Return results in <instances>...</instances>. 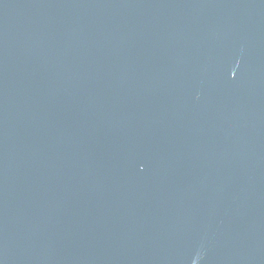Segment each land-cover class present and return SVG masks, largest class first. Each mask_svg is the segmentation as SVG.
Masks as SVG:
<instances>
[{
    "label": "water",
    "instance_id": "water-1",
    "mask_svg": "<svg viewBox=\"0 0 264 264\" xmlns=\"http://www.w3.org/2000/svg\"><path fill=\"white\" fill-rule=\"evenodd\" d=\"M0 264H264V0H0Z\"/></svg>",
    "mask_w": 264,
    "mask_h": 264
}]
</instances>
